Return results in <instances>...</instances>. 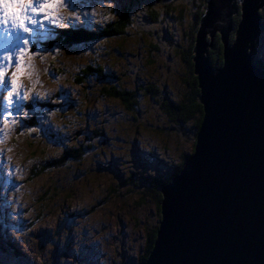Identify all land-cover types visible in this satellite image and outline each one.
Wrapping results in <instances>:
<instances>
[{
    "label": "rangeland",
    "instance_id": "obj_1",
    "mask_svg": "<svg viewBox=\"0 0 264 264\" xmlns=\"http://www.w3.org/2000/svg\"><path fill=\"white\" fill-rule=\"evenodd\" d=\"M159 2L144 10V0H0V264L142 261L160 220L148 188L172 178L195 139L191 124L160 108L186 92L176 46L188 17L183 26L165 23L163 6L177 15L190 2ZM124 11L125 35L42 45L55 29L97 31ZM254 57L264 68V32ZM88 66L103 67L127 91L139 89L136 114L101 96L107 81H78ZM91 139L97 142L80 160L66 158Z\"/></svg>",
    "mask_w": 264,
    "mask_h": 264
},
{
    "label": "water",
    "instance_id": "obj_2",
    "mask_svg": "<svg viewBox=\"0 0 264 264\" xmlns=\"http://www.w3.org/2000/svg\"><path fill=\"white\" fill-rule=\"evenodd\" d=\"M263 7L264 0L206 2L192 59L202 121L193 154L160 188L156 238L138 264H264V68L254 57ZM216 34L218 70L207 57Z\"/></svg>",
    "mask_w": 264,
    "mask_h": 264
},
{
    "label": "trees",
    "instance_id": "obj_3",
    "mask_svg": "<svg viewBox=\"0 0 264 264\" xmlns=\"http://www.w3.org/2000/svg\"><path fill=\"white\" fill-rule=\"evenodd\" d=\"M156 2H159L162 6V3L168 2L170 0H155ZM186 0H175V3H181ZM152 0H144V10L148 9V7L151 5ZM190 2V6L187 7L185 4V9L180 10L178 7L177 15H171L172 10L170 9V6H163L164 12H162L164 16L165 23H173L174 21H177L180 26H183V22H186V17H188L187 28L184 30L183 33V39L181 40L183 45L182 46H176L180 56L181 61L184 63L186 68V79L184 81L186 92L180 101H171L170 99L163 101L162 104H160V108L164 110L166 115L168 117L176 122L179 123H189L192 126L193 129V137H196V133L200 127V123L202 121V106L200 105L198 101V95H199V89H198V82L197 77L194 75L193 72V48L195 45V34L198 30L200 19L204 13V9L206 6L207 0H188ZM142 4L140 3L139 6ZM185 12V13H184ZM240 14L241 11L238 9V14L233 16V24L234 28L236 29L237 24L240 21ZM259 14L261 16V32H264V13L263 11H259ZM157 13L151 11V17L155 18ZM188 15V16H187ZM146 16V15H144ZM174 20L173 22L168 21V19ZM152 21V20H151ZM185 23V24H186ZM130 14L127 11H124V13L120 16L119 19L113 21L108 26H105L103 28L97 29V31L88 30L85 28H75V27H69L66 29L60 28L55 29V38L53 40H50L46 43H44V47L52 49L54 46L62 45L64 47H70V46H80L83 45H89L90 43H93L95 41L99 40H109L111 38H115L118 36H122L126 34V29L130 26ZM235 38V30L231 32L230 34V42L232 43ZM257 42V39H256ZM255 42V43H256ZM42 43H40L41 45ZM223 46L220 41L219 34H216V36L213 39L212 42V48L208 50V59L210 62V65L217 69L218 67H221L223 64ZM257 66L262 67L259 63L255 62ZM81 78L78 79V81H82L81 83H85L87 78L90 77H96L102 81H107V86L102 87L101 89V96L110 97L112 99H115L123 104L124 108L127 111H131V113L136 114V106L138 104V97L137 94L138 90L135 91H127L124 88H121L119 83L116 82L117 78L116 76L107 75L105 69L103 67H86L85 69L81 70ZM113 78L115 82H110L109 79ZM113 80V81H114ZM154 91V88L152 89ZM140 95V94H139ZM49 106V105H45ZM95 132H97L95 130ZM97 134H100V132H97ZM97 139V138H93ZM91 139L90 144L87 145H81L80 149H70L65 153L66 158L72 159L74 161H78L83 157L82 151L88 150L91 147L94 146V143H96V140ZM195 144V139L193 141V145ZM194 148V146H193ZM66 158H61L60 161L66 162ZM186 157L183 155L181 158V162L178 165L177 169L175 170V174H178L179 171L183 168L185 163ZM171 180V178L167 179L165 182H157L155 185H150L148 190L151 194V197L154 199V204L156 206V210L159 215L160 211V201H161V193L160 188L162 185L168 183ZM131 178L129 179L130 184ZM157 228V227H156ZM156 228H153L146 237V249L144 255L141 257V260L144 261L149 252L152 249L153 242L156 238ZM5 247H3L0 243V252L4 250Z\"/></svg>",
    "mask_w": 264,
    "mask_h": 264
},
{
    "label": "bare ground",
    "instance_id": "obj_4",
    "mask_svg": "<svg viewBox=\"0 0 264 264\" xmlns=\"http://www.w3.org/2000/svg\"><path fill=\"white\" fill-rule=\"evenodd\" d=\"M15 3H16V2H15ZM237 14H238V13H237ZM26 24H27V23H26ZM6 25H7V24H6ZM4 26H5V25H4ZM10 26H11V25H10ZM2 27H3V25H2ZM71 27H72V26H71ZM3 28H4V27H3ZM3 28H2V29H3ZM4 29H5V28H4ZM7 29L9 30V27H8ZM36 29H37V28H36ZM10 30H11V27H10ZM10 30H9V31H10ZM196 33H197V32H196ZM195 35H196V34H195ZM31 38H32V37H31ZM43 42H44V41H43ZM42 45H44V43H43ZM19 48H20V47H19ZM254 48H255V47H254ZM209 49H210V48H208V50H209ZM222 65H223V64H222ZM211 67H212V66H211ZM212 68H213V67H212ZM221 68H222V66H221V67H218L217 69H214V68H213V69H214V70H218V69H221Z\"/></svg>",
    "mask_w": 264,
    "mask_h": 264
}]
</instances>
